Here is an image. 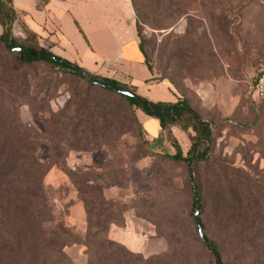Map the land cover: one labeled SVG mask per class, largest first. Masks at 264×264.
<instances>
[{
	"label": "rangeland",
	"instance_id": "obj_1",
	"mask_svg": "<svg viewBox=\"0 0 264 264\" xmlns=\"http://www.w3.org/2000/svg\"><path fill=\"white\" fill-rule=\"evenodd\" d=\"M135 4L140 40L158 80L166 78L180 93H195L196 86L216 81L226 70L240 81L233 104H203L201 113L208 114L221 133L216 142L217 159L239 167L244 160L250 167L257 161L256 174L264 179V103L257 106L250 88L264 64V0H135ZM15 25L13 37L24 39L22 26ZM16 61L0 45V97L5 89L4 72L8 63ZM21 73H27L30 81L37 79L35 83L45 77H55L59 83L49 98L35 105H30L27 96L19 94L16 99V116L22 127L43 136L38 160L46 164L68 160L78 167L82 162L72 154L94 155L93 164L119 184L103 192L114 203L106 216H122L125 223L110 227L111 240L145 260L167 254L168 264H217L200 238L201 224L204 238L217 244L221 263L264 264V256L241 251L240 246L244 243L264 250L262 188L248 185V194L234 190L233 185L222 189L216 177H229L223 164L197 165L194 170L204 206L194 210L186 166L166 161L150 150L138 110L117 97L107 99L92 90L88 99L94 103L86 113L97 125L93 134L88 133L90 140H82L88 132L84 124L71 128L59 113L66 105L72 106L83 85L61 70L42 65ZM75 109L69 108L68 114L73 115ZM97 110H104L103 120L97 117ZM5 145L6 140L1 139L0 146ZM56 152H61L60 159ZM43 184L56 216L83 236L87 220L70 179L54 168ZM98 196L92 195L93 203L100 201ZM65 253L73 264H88L81 245L68 247Z\"/></svg>",
	"mask_w": 264,
	"mask_h": 264
},
{
	"label": "trees",
	"instance_id": "obj_2",
	"mask_svg": "<svg viewBox=\"0 0 264 264\" xmlns=\"http://www.w3.org/2000/svg\"><path fill=\"white\" fill-rule=\"evenodd\" d=\"M131 2L137 19L140 20L135 0ZM15 23H18V14L14 10L12 0H0V25L3 28L0 45L9 56L17 58L15 63H8L9 66L4 72L5 89L0 97V140H6V145L0 146V264H73L65 253V249L73 245H81L86 249L88 264H134V261H137V264H168L167 254L145 260L109 238L111 226L125 224L122 216H106V211L110 212L114 203L111 199L105 198L103 192L119 186L116 181L107 179L109 173L103 174L96 166L71 168L66 161L46 164L38 160V147L43 136L32 128L22 127L16 116V99L19 94L27 96L30 105H35L49 98L59 83L55 77L49 79L45 77L40 80L41 82L35 83L37 79L30 81L27 73L24 75L20 72L42 65L51 70H61L83 85L84 88L75 94L77 100L72 106L66 105L59 113L71 128H77L80 123L84 124V131L88 132L83 133L82 140H90L88 133L93 134L95 131L93 127L97 125L95 121H90L89 114L86 113L89 104L94 103L88 99L92 90L101 92L107 99L117 97L130 109L140 110L158 120L160 127L166 131L168 140L176 149L175 155H162L163 159L186 166L194 210L201 211L204 206L195 166L223 164L217 159L216 153V142L221 137L217 126L210 118L205 119L200 114V100L194 92L176 91L180 97L174 103L150 101L138 95L135 88L115 79L95 75L57 57L43 48L37 36L21 24L25 38L20 40L13 37ZM141 45L146 64L155 73L142 41ZM54 58L61 59V62H55ZM117 90L131 92L135 97H126ZM73 106L76 108L73 115L68 114L69 108ZM103 114L104 110L96 111L97 117L101 120L104 119ZM101 124L104 123L101 121ZM139 125L141 127L140 123ZM174 127L189 133L190 148L185 155L171 134ZM56 153L60 159L61 152ZM223 166L228 170L229 177H216L220 188L228 189L233 185L234 190L242 191L243 194L249 193L248 185H256L264 190V179L256 174V168L259 167L257 161L251 167L247 160H244V165L240 167L235 164ZM54 168L63 171L70 179L78 201L83 205L87 220L83 236L69 228L55 214L43 184L44 179ZM6 175L17 176L14 180H8ZM96 194L99 195L100 201L93 203L92 195ZM251 201L249 197L248 202L252 203ZM204 246L217 264H223L220 262L217 244L214 241L205 237ZM240 246L241 251L247 250L248 253L264 256V250H260L259 247L244 243ZM256 258L258 262L260 257Z\"/></svg>",
	"mask_w": 264,
	"mask_h": 264
},
{
	"label": "crops",
	"instance_id": "obj_3",
	"mask_svg": "<svg viewBox=\"0 0 264 264\" xmlns=\"http://www.w3.org/2000/svg\"><path fill=\"white\" fill-rule=\"evenodd\" d=\"M12 4L18 23L34 33L40 45L57 57L135 88L138 95L153 102L174 103L180 97L169 82L159 81L146 64L131 0H12ZM2 33L0 25V36ZM239 83L232 72L226 70L216 81L196 86L200 114L205 119L210 118L201 113L203 104L211 107L233 104ZM255 101L257 106L264 103V99ZM138 120L154 154H176L158 120L140 110ZM171 134L185 155L190 148L189 133L174 127ZM72 156L82 162L78 167H93L97 160L90 154ZM66 163L75 167L68 160Z\"/></svg>",
	"mask_w": 264,
	"mask_h": 264
},
{
	"label": "built area",
	"instance_id": "obj_4",
	"mask_svg": "<svg viewBox=\"0 0 264 264\" xmlns=\"http://www.w3.org/2000/svg\"><path fill=\"white\" fill-rule=\"evenodd\" d=\"M14 27H16V25ZM250 88L254 100L264 99V64L258 71V75Z\"/></svg>",
	"mask_w": 264,
	"mask_h": 264
},
{
	"label": "water",
	"instance_id": "obj_5",
	"mask_svg": "<svg viewBox=\"0 0 264 264\" xmlns=\"http://www.w3.org/2000/svg\"><path fill=\"white\" fill-rule=\"evenodd\" d=\"M17 50L20 51V52L22 51V49H17ZM54 61L60 63L61 62V59L54 58ZM117 92L120 93V94H122V95H124V96H126V97H131V98H134L135 97V95L133 93H131V92H127V91H123V90H117ZM197 216H198V213H196L194 215V219L195 220L197 219ZM198 227H199V235H200V238L204 241L205 238H204V234H203V227H202L201 224H199Z\"/></svg>",
	"mask_w": 264,
	"mask_h": 264
}]
</instances>
